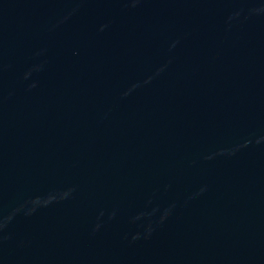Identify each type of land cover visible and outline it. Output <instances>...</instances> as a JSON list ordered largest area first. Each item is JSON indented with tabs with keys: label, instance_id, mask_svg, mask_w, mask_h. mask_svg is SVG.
<instances>
[{
	"label": "water",
	"instance_id": "95a60500",
	"mask_svg": "<svg viewBox=\"0 0 264 264\" xmlns=\"http://www.w3.org/2000/svg\"><path fill=\"white\" fill-rule=\"evenodd\" d=\"M0 264H264V0H0Z\"/></svg>",
	"mask_w": 264,
	"mask_h": 264
}]
</instances>
